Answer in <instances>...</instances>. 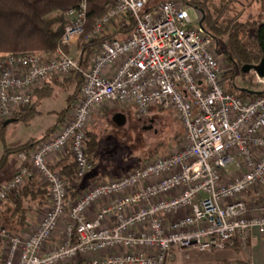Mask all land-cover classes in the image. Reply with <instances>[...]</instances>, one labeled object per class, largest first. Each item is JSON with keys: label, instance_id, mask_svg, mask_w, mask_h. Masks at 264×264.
Masks as SVG:
<instances>
[{"label": "built area", "instance_id": "1", "mask_svg": "<svg viewBox=\"0 0 264 264\" xmlns=\"http://www.w3.org/2000/svg\"><path fill=\"white\" fill-rule=\"evenodd\" d=\"M154 1L113 0L87 32L83 0L66 13L54 53H0L1 120L30 106L35 87L48 79H82L70 121L29 155L20 154L19 172L0 188L2 204L36 174L50 191L49 208L33 231L11 235L0 227L3 264H167L175 251L212 253L237 244L245 251L254 230L264 236V95L243 100L227 90L200 12L194 22L190 7ZM128 18L133 33L113 38ZM79 42L73 58L66 49ZM129 105L140 117L152 107L174 111L185 145L67 204L66 181L51 171L49 158L70 150L82 180L92 169L91 116Z\"/></svg>", "mask_w": 264, "mask_h": 264}, {"label": "trees", "instance_id": "2", "mask_svg": "<svg viewBox=\"0 0 264 264\" xmlns=\"http://www.w3.org/2000/svg\"><path fill=\"white\" fill-rule=\"evenodd\" d=\"M83 0H0V53L15 55H33L37 53H54L60 39L64 34L67 24L66 13L76 9ZM187 7L196 9L203 14L201 27L205 34L214 42L218 38H228V60L236 67L242 69L246 65H258L264 59V24L259 22H239L237 16L222 12L223 5L219 8H210L207 0H183ZM113 0H87L88 5V29L90 30L112 7ZM264 7V3L262 4ZM152 8H148L150 11ZM135 26L131 18L124 19L113 35L119 40L125 39L133 33ZM54 86L61 91L69 93L67 108L59 115H68L75 103L81 97V86L77 75L66 78H50ZM46 82V81H45ZM227 90L240 99L247 100L257 95L241 93L235 87L225 86ZM54 94L52 87L41 88L35 91L33 103L21 108L11 119L15 123L29 126L40 114L37 107L40 102ZM264 95V91L261 92ZM7 120L0 119V128H5ZM9 126V125H8ZM50 128L40 140L33 143H25L12 150H5L0 160V174L5 172L11 158L25 153L29 155L34 147L42 140L50 137L55 131ZM88 137V134H87ZM3 138V137H2ZM4 139V138H3ZM94 144V143H93ZM88 147V146H87ZM72 154V153H71ZM90 153H88L89 156ZM28 165V164H26ZM51 171L60 174L66 181L68 193L67 204L77 200L87 190L89 185L96 183L82 182L76 175V163L73 155H66L57 167L49 166ZM49 187L44 184L40 176H32L22 186L12 192L7 201L0 204V227L11 235L21 234L29 225L30 213L36 207L43 209L49 202ZM238 244L234 249L238 251ZM3 244L0 243V262ZM239 252V251H238ZM248 264L246 261L237 264Z\"/></svg>", "mask_w": 264, "mask_h": 264}, {"label": "rangeland", "instance_id": "3", "mask_svg": "<svg viewBox=\"0 0 264 264\" xmlns=\"http://www.w3.org/2000/svg\"><path fill=\"white\" fill-rule=\"evenodd\" d=\"M164 1L166 0H155L154 4ZM175 1L186 6L183 0ZM207 2L212 9L219 8L220 4L223 5L222 12L229 11L231 15L237 16L236 20L239 22H259L264 24V7L263 5L257 6L255 4L256 0H207ZM188 12L193 21L197 22L196 9L189 8ZM201 16L203 19V14ZM90 30L87 26V32H90ZM113 38L115 37L113 36ZM81 44L82 42H79L75 46L66 49L67 53L76 58L77 51L82 47ZM213 45L217 51L219 63L223 68L226 86L230 85L235 87L236 90L264 91V81L260 82L255 72L243 75L240 68L228 60L227 49H229V46L227 36L218 38L217 41L213 42ZM91 55L93 54L87 56L85 66L90 64L89 62L93 58ZM71 75L77 74H70L68 77ZM62 78H66V76ZM78 78L80 85H82L81 77L78 76ZM66 99L67 95L65 92L55 89L54 94L45 98L38 106L37 110L40 114L29 126L14 122L5 128H0V160L5 150H12L25 143L28 144L33 143L35 140H40L56 124L61 116L59 114L67 108ZM98 111L91 116L88 125L87 150L90 153L89 158L92 169L81 180L82 182H90L91 179H95L97 182L102 181V179L103 181H108L120 177L157 157L172 154L175 150L185 145L183 139L184 131L180 126L181 123L177 115L172 110H160L152 107L148 114L143 117L137 116V110L132 105L124 109L125 115L123 116L118 113L107 115L105 111ZM73 112L74 107L69 116V121ZM118 116H122L120 121ZM68 120L66 121L68 122ZM66 155H72L70 150L66 151ZM12 161H14L13 158ZM27 166L30 167V164ZM33 175L38 177L36 174ZM40 179L42 180L41 177ZM42 182L46 184L43 180ZM95 184L89 185L87 190L91 189ZM75 201H71L70 204ZM39 216L42 217L43 213L41 212ZM63 227H65V222L61 223L56 234L59 240L61 239ZM238 251L234 248L220 253H201L196 250L175 251L170 260L167 261V264H232L230 259L234 258V256H240L241 253L246 255L248 249L242 251L239 248ZM1 264H3L2 258Z\"/></svg>", "mask_w": 264, "mask_h": 264}, {"label": "crops", "instance_id": "4", "mask_svg": "<svg viewBox=\"0 0 264 264\" xmlns=\"http://www.w3.org/2000/svg\"><path fill=\"white\" fill-rule=\"evenodd\" d=\"M263 3H264V0H256L255 4L257 6H259V5L261 6ZM114 34H115V32L113 33V35ZM46 87L47 88L52 87V89L54 91H55V89L60 90L57 86H54L51 81H46V82L42 83L41 85L35 87L34 96H35L36 90L41 89V88H46ZM66 95H67V99H68L69 93H66ZM67 99H66V102H67ZM41 102H40V104H41ZM100 110L102 112L105 111L107 115H114L117 113L122 115V116L125 115L124 108H121L120 106H115V107H111V108L105 107V108H102ZM100 110L98 112H100ZM70 114H71V112H69L68 115H64V116L59 117L58 121L53 126L56 129L52 134H55L60 129V127L66 122V120L69 119ZM65 156H66V152L51 156L49 158V166L57 167L58 164L60 163V161H62L65 158ZM13 159H14V161H12L9 164L8 169L5 172L0 174V188L3 187L7 182H9L19 172V169L22 165L20 160H18L19 155H18V157H13ZM11 160H12V158H11ZM95 181L97 182V180H95ZM99 182H105V181H103V179H102V181L100 180L97 183H99ZM48 208H49V202H48L47 206H45L43 209H40V208L35 206V208L30 213L31 221H30L28 227L21 234L27 235L29 232L33 231L39 225L40 221L44 217V214L48 210ZM41 212L43 213V216L38 217V215ZM58 240H59L58 238H55V243L58 242ZM247 247H248V252H247L248 255L247 254L243 255L241 253L240 256H234V258L230 259L231 263L237 264V262H243V261L245 262L246 261L248 264H264V236L258 234L257 230H254L252 233V237L248 241ZM220 252H222V251L215 252V253H220ZM1 253H2L1 255L3 256V250ZM0 264H1V262H0Z\"/></svg>", "mask_w": 264, "mask_h": 264}, {"label": "water", "instance_id": "5", "mask_svg": "<svg viewBox=\"0 0 264 264\" xmlns=\"http://www.w3.org/2000/svg\"><path fill=\"white\" fill-rule=\"evenodd\" d=\"M242 72L244 74L250 73V72H255V74L260 78V79H264V59L261 60V62L258 65H246L243 67ZM239 91L241 93H246L249 95H261V92H253L247 89H239ZM119 121L122 118V116H118ZM16 122L15 119H9L7 120V122L5 123V126H8L12 123Z\"/></svg>", "mask_w": 264, "mask_h": 264}]
</instances>
